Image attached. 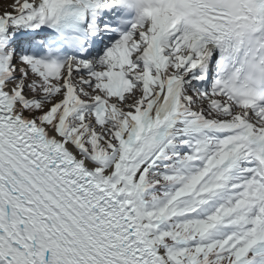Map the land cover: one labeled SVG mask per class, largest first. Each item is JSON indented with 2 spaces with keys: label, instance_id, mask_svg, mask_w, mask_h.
Segmentation results:
<instances>
[{
  "label": "snow or ice",
  "instance_id": "snow-or-ice-1",
  "mask_svg": "<svg viewBox=\"0 0 264 264\" xmlns=\"http://www.w3.org/2000/svg\"><path fill=\"white\" fill-rule=\"evenodd\" d=\"M0 5V264H264V0Z\"/></svg>",
  "mask_w": 264,
  "mask_h": 264
},
{
  "label": "bare ground",
  "instance_id": "bare-ground-1",
  "mask_svg": "<svg viewBox=\"0 0 264 264\" xmlns=\"http://www.w3.org/2000/svg\"><path fill=\"white\" fill-rule=\"evenodd\" d=\"M3 10V6L2 5H0V11H2Z\"/></svg>",
  "mask_w": 264,
  "mask_h": 264
}]
</instances>
